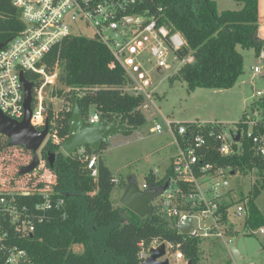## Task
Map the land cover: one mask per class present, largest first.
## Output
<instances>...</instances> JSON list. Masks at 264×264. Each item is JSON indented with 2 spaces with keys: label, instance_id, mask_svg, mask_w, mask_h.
Here are the masks:
<instances>
[{
  "label": "trees",
  "instance_id": "obj_1",
  "mask_svg": "<svg viewBox=\"0 0 264 264\" xmlns=\"http://www.w3.org/2000/svg\"><path fill=\"white\" fill-rule=\"evenodd\" d=\"M235 1L240 5L238 9L218 12L213 0H148L131 14L153 17L160 25L183 35L186 46L178 55L181 58L191 55L194 62L183 65L175 78L186 82L189 92L197 88L226 90L233 88L244 72V56L238 47L254 49L257 56L264 51V41L258 36L259 0ZM23 29L19 10L12 5L11 0H0V43H9ZM44 61L50 74L58 72L60 89L56 91L55 97H61L62 107L57 110L53 103L46 104L45 122L49 124L50 131L40 149L41 162L52 172L55 191L65 206L52 214L50 222L38 225L35 232L23 241L32 263L142 264L140 244L147 248L157 240L172 244L171 252H181L184 264L189 261L200 264L204 240L180 233L161 211L160 205H151L152 212L145 217L138 216L126 207H114L111 195L118 179L101 157L106 143L99 151L86 146L82 148L83 153L78 149L66 154L61 149L71 136L73 94L87 126H91L89 119L94 113L98 114L100 125L126 126L123 132L126 136L146 123L141 110L145 98L124 91L127 83L125 71L113 61L108 47L96 38L72 35L56 45ZM26 78L30 79L27 74ZM256 113L260 118L252 131L254 135L263 136L264 96L252 104L251 114ZM246 121L248 114L235 124L244 129V134L240 146H232L235 153L226 156L219 152L221 142L210 137L209 133L211 130L224 129L223 123L212 122L202 126L197 122L185 124L188 139L185 136L178 137L182 146L187 148L193 136L207 135L208 144L197 149L204 163H211L215 168H230L235 174L257 173L249 194L239 203L245 207L241 231L228 223V209L233 205L227 203L223 206L226 235L232 238L264 227V216L256 204L264 190V159L262 155L256 154L253 141L246 137L249 129L247 124H243ZM1 138L6 137L0 135ZM13 148L9 146L8 139L4 143L0 141V158L3 159L4 167L11 170L16 168L12 164L19 160V156L11 155L9 161H4L6 159L3 156H7ZM21 149L31 154L33 159L31 152ZM50 153L55 154L52 168L48 162ZM93 154L98 156L97 178H92L87 168V161ZM168 180L172 181L171 185L177 184L183 192L190 190L188 184L176 178L173 159L164 178L150 173L144 185L146 189L158 188ZM77 247L81 250L77 251Z\"/></svg>",
  "mask_w": 264,
  "mask_h": 264
},
{
  "label": "built area",
  "instance_id": "obj_2",
  "mask_svg": "<svg viewBox=\"0 0 264 264\" xmlns=\"http://www.w3.org/2000/svg\"><path fill=\"white\" fill-rule=\"evenodd\" d=\"M147 1L11 0L12 5L20 12L24 29L0 50V110L14 120H23L25 96L20 77L23 73L26 78L27 74L30 79H26L33 83L31 124L39 131L44 129L47 104L45 94L58 83V72L50 74L44 59L56 45L74 35L73 28L79 24L88 26L94 34L92 38L108 47L113 61L124 69L127 79L124 91L150 99L153 71L163 75L177 65L180 68L193 63L194 57L188 55L181 58L178 55L186 46V40L180 32L160 25L153 17L131 14ZM260 57L264 59V51ZM254 71L260 72L258 68ZM257 96L263 97L264 92L259 91ZM255 115L258 116V113ZM258 120L259 118L248 117V121L243 124L249 127L246 137L253 141L256 154L262 155L264 159V135H254L252 131ZM99 121L98 114L90 116L91 125H98ZM165 122L179 148L173 158L174 174L177 179L188 184L190 190L183 192L177 184L170 185L157 205H160L161 211L178 230L192 219L188 235L204 241L220 239L225 244L233 243L234 238L226 235L227 225L223 223L222 217L223 206L228 202H224L217 189L212 186L210 188L213 189L214 196L206 197L210 190L207 187L213 181H224L226 186L231 169L215 168L211 163H204V158L197 154L198 148L208 144L207 135L193 136L191 143L184 148L178 137L185 136L188 139L186 125L175 124L170 120ZM197 124L202 126L205 123ZM156 132H163L160 125L156 126ZM209 133L210 137L221 142L219 152L226 156L235 153L233 145L240 146L244 129L235 126L234 130L224 128L220 131L211 130ZM237 134H240L239 142L233 140V135ZM83 152L84 149H81L80 153ZM87 168L92 178L98 177L96 154L88 159ZM54 182L52 172L42 162L31 173L19 176L12 174L4 167L3 160L0 161V264H33L28 251L23 247V241L35 232L38 225L50 222L52 214L65 206L63 199L55 191ZM115 184H118V180ZM141 189L145 190L146 186L143 185ZM244 215L243 204H238L235 209L230 207L228 223L234 224L233 217L243 220ZM196 219L199 228L194 226ZM205 219H209V223L203 226L201 222ZM259 232L264 234V228ZM163 244L166 246L167 256L172 255L176 263L184 260L181 252H171L172 244L155 240L147 248L140 244L142 261L149 257L150 250Z\"/></svg>",
  "mask_w": 264,
  "mask_h": 264
},
{
  "label": "rangeland",
  "instance_id": "obj_3",
  "mask_svg": "<svg viewBox=\"0 0 264 264\" xmlns=\"http://www.w3.org/2000/svg\"><path fill=\"white\" fill-rule=\"evenodd\" d=\"M213 1L217 5L218 12L236 10L240 7L235 0ZM73 34L88 38H92L94 35L88 26L81 24L73 28ZM238 50L244 56V72L231 89L197 88L194 92H189L187 83L175 78L181 69L180 65V68L177 65L172 71L163 75L155 71L151 73L153 84L150 88L151 98H145L141 107L146 117V123L129 136L123 133L109 135L106 148L101 153L104 163L119 181L111 195L114 207H124L121 201L130 181H135L141 189L150 173L156 174L159 178H164L167 175L172 158L176 156L179 148L175 138L168 131L165 120H170L175 124L221 122L227 130H234L235 124L245 114H248L251 119L260 118L259 114L257 116L251 113L253 102L259 99L257 93L264 92V59L257 56L254 49H244L239 46ZM255 68H258L260 72L255 73ZM58 89H60V85L57 83L45 94L46 102H53L57 110L62 107L61 97H55ZM157 125L162 127L161 134L156 132ZM96 126L99 124L90 127ZM6 140L7 138L0 139L3 143ZM9 151L7 156H3L6 159L4 161H9L11 155L19 156V160L12 164L16 168L9 169L12 174L17 175L21 167L27 166L32 161V156L19 147ZM40 151L38 155L41 159ZM2 160L0 158V161ZM256 179V172L249 175L239 173L230 175L226 181L227 184L232 185L231 189L225 186L224 181H213L207 187L210 190L206 193V197L214 196V191L210 186L215 187L222 196V200L231 203L232 209H235L241 200L247 197ZM161 200L162 196L156 198L152 205L159 204ZM256 204L264 215V190L257 198ZM233 222L238 231L243 229V220L233 217ZM208 223L209 219H205L201 225L204 226ZM194 226L199 228L197 219ZM259 230L250 234H240L242 237L239 240L238 250L244 258L242 261L238 262L234 259L233 243L225 244L220 239H214L205 240L201 244L200 264H264V235ZM229 239L226 238V240ZM76 250L80 251L81 248L77 247ZM166 257L171 260L170 264H184V261L176 263L172 255H166Z\"/></svg>",
  "mask_w": 264,
  "mask_h": 264
},
{
  "label": "water",
  "instance_id": "obj_4",
  "mask_svg": "<svg viewBox=\"0 0 264 264\" xmlns=\"http://www.w3.org/2000/svg\"><path fill=\"white\" fill-rule=\"evenodd\" d=\"M6 42L0 43V50L6 45ZM21 84L24 88V110L25 116L22 121L14 120L4 114L0 110V135L5 136L9 140L10 147H21L33 154L31 163L22 167L19 170V176H24L34 171L41 162L38 155L44 142L49 136V124L46 123L42 131L37 130L31 124L32 118V102H33V83L29 82L24 74L20 77ZM72 112L73 117L70 120V138L62 144V150L66 154H72L78 149L90 146L93 150L99 151L103 144L107 143L108 136L111 134H120L126 131L127 127L122 125L101 124L96 127L87 126L84 122L83 115L80 111L79 104L75 95L72 96ZM233 140L239 142L240 134L233 135ZM55 154H49V165L54 166ZM231 175H235L234 172ZM171 180L162 187H150L142 190L135 181H130L122 197V204L124 207L137 214L140 217H145L152 212L153 201L163 195L170 187ZM228 189L232 188L231 184H226ZM192 228V219L185 226L179 227L182 234L188 235ZM242 235L236 237L232 245V253L236 261L240 262L244 258L238 250L239 240ZM166 246L161 245L157 249L150 250L149 257L142 264H170V260L166 258ZM187 264H192L189 261Z\"/></svg>",
  "mask_w": 264,
  "mask_h": 264
},
{
  "label": "crops",
  "instance_id": "obj_5",
  "mask_svg": "<svg viewBox=\"0 0 264 264\" xmlns=\"http://www.w3.org/2000/svg\"><path fill=\"white\" fill-rule=\"evenodd\" d=\"M259 15H260V26L258 30V36L264 41V0H259ZM212 123V122H210ZM221 123V122H220ZM62 149V148H61ZM173 159V158H172ZM259 208V207H258ZM260 210V208H259ZM261 211V210H260ZM262 213V212H261ZM264 216V215H263ZM264 235V234H262ZM209 248V247H208ZM235 259V258H234Z\"/></svg>",
  "mask_w": 264,
  "mask_h": 264
}]
</instances>
